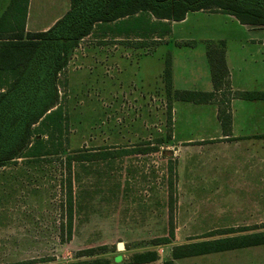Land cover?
I'll return each mask as SVG.
<instances>
[{
  "label": "rangeland",
  "instance_id": "rangeland-1",
  "mask_svg": "<svg viewBox=\"0 0 264 264\" xmlns=\"http://www.w3.org/2000/svg\"><path fill=\"white\" fill-rule=\"evenodd\" d=\"M55 2L63 4L60 0H34L33 7L44 14V22L58 11L52 7ZM39 10L34 8L33 13ZM188 15L183 24H170L186 39L176 36V46L191 47L197 32L203 34L201 29L219 30L229 19L219 12ZM35 27L36 18L32 17L30 29ZM112 39L94 28L93 35L78 41L69 51L56 76L58 103L67 120L61 137L66 152L132 150L166 136L163 71L174 50L173 42L135 49L130 46L135 40ZM222 43L217 38V42L206 45V52L222 50ZM230 97L223 90L219 100L224 104ZM178 103H173L171 110L172 139L162 144L158 153L76 166L78 182L73 184V191L79 204L69 242L61 239L62 231L64 240L67 232L61 186L65 176L58 161L63 155L51 156L42 163L18 159L0 168V264H73L85 260L134 264L135 253L154 249L160 258L154 264H162L170 260L172 248L178 245L264 233V186H258V166L264 164L254 158V153L228 155L219 145H213L207 157L202 154L199 158L197 149L176 143L174 131L177 139L185 136L195 129L197 115L203 114L192 108L177 114ZM170 159L176 201L171 213L174 239L153 247L152 241L166 233L170 214L165 222L161 206L155 203L148 207L152 202H147V197L152 191L144 185L162 184ZM233 171L240 173L234 175ZM227 179L228 186L224 185ZM116 185L118 189H114ZM119 244L123 249H118ZM102 247L103 251L98 250ZM87 249L98 251L91 257L77 256ZM175 264H264V245L181 259Z\"/></svg>",
  "mask_w": 264,
  "mask_h": 264
},
{
  "label": "trees",
  "instance_id": "trees-1",
  "mask_svg": "<svg viewBox=\"0 0 264 264\" xmlns=\"http://www.w3.org/2000/svg\"><path fill=\"white\" fill-rule=\"evenodd\" d=\"M29 0H12L0 16V168L18 159L42 163L51 156L58 159L65 180L61 181L65 196L62 202L66 220V238L73 235L74 165L96 163L129 155L159 152L162 144L172 139L171 110L173 103L218 104L217 118L223 133H228L231 117L227 105L218 98L228 76L224 50L207 52L212 92L175 90L172 85V61H165L163 78L166 90L168 128L164 138L146 141L142 147L129 149H77L66 152L62 135L66 116L58 103L56 76L67 61V55L78 41L93 35L94 28L105 34H118L135 49L155 48L171 34L172 22L183 21L189 13L208 11L234 16L242 25L264 27V0H70L69 12L45 32H26ZM223 45V43H222ZM223 47V46H222ZM245 101H264V92L235 93ZM166 152L163 154L166 156ZM170 153V152H169ZM173 161L167 165L168 236L152 241L163 246L174 239L172 225ZM64 207V209H63ZM231 232L224 233L230 234ZM222 235V234H219ZM264 245V233L227 237L172 248L174 261ZM98 250L103 251L104 248ZM97 249L77 252L78 257H91ZM158 259L155 251L134 255V264H150ZM73 264H109L107 260L79 261Z\"/></svg>",
  "mask_w": 264,
  "mask_h": 264
},
{
  "label": "crops",
  "instance_id": "crops-1",
  "mask_svg": "<svg viewBox=\"0 0 264 264\" xmlns=\"http://www.w3.org/2000/svg\"><path fill=\"white\" fill-rule=\"evenodd\" d=\"M11 1L12 0H0V16L4 13ZM64 1H66V3H64ZM33 2L34 0H29L28 2L26 17V32L30 33L45 32L49 30L62 18V16H65L69 12L71 5L70 0H60V3H63L62 5L55 2L52 7L54 9L58 8V11L53 13L54 16L50 21L44 22V19H42V15L44 14L40 12L38 7H33ZM34 8L39 11L33 13ZM32 17L36 18L37 24V27L33 30L30 29V21ZM188 17L189 15H187L183 21L176 23L183 24L187 21ZM226 17L229 18L227 23L223 27H220L219 30H212L209 27H206L200 31L203 34L199 35V32H197L198 35H196L197 38L195 44L191 47L175 45L176 36L183 37V35L177 34V30L171 25V34L165 36L162 40V44L159 46H168L170 45V42H173L172 48L174 50L170 52L173 88L175 90L201 92L213 91L206 45L212 42H217L218 38L223 42L224 47V61L228 76L226 78V84L223 86L222 90L218 92V98L223 90L231 94L228 104L225 103V105H227V111L231 117V124L228 133H223L221 124L217 118L218 104L195 105L178 103L175 105L177 114L181 115L184 111L191 108L203 114L197 115L196 126L193 131L186 133L185 136L182 134L179 139H177V134L174 131L173 137L176 143L186 145V147H190L192 150L194 149V151L197 149V152L201 155L199 158H203L202 154L207 157L209 152L213 149V145H219L228 155L231 152H237L239 154L247 152L250 154L254 153V158H258L260 163L264 164V101H245L232 96L235 93L264 92V27L242 25L234 16L226 15ZM111 37H113L112 40L115 42H123V40H127L121 38L122 36H119L118 34H111ZM180 40L186 39L183 37L180 38ZM191 40L193 41V39ZM209 111L210 114H207ZM180 119L182 121V118ZM226 157L230 158L228 156ZM108 161L112 163L119 162V158ZM82 165L83 164H80V166ZM76 166L79 165H74L73 168V184L78 182ZM240 170L242 171L243 169ZM238 172L233 171V174L237 175ZM256 173L257 172L254 171L252 175H256ZM226 175L228 174L226 173ZM229 184L230 181L228 179L224 181V185L228 186ZM126 186L128 188L129 184ZM258 186H264L263 165L262 167L258 166ZM144 187L150 189V192L152 191V195L147 197V202H152L148 207L151 205L154 207L155 203L157 206H161L166 222L168 217L167 165L165 166V171H163L162 184L150 182L147 185H144ZM115 188L118 189V185H116L114 189ZM258 188L259 190L261 189L260 187ZM261 190H263V188ZM156 191L158 192L157 198L155 197ZM76 198L74 199V212L79 204L76 201ZM165 232L166 233L163 236L156 237L155 239L167 237V227ZM157 257L158 259L150 264L157 263L160 260L158 253ZM118 258L121 261V257Z\"/></svg>",
  "mask_w": 264,
  "mask_h": 264
},
{
  "label": "water",
  "instance_id": "water-1",
  "mask_svg": "<svg viewBox=\"0 0 264 264\" xmlns=\"http://www.w3.org/2000/svg\"><path fill=\"white\" fill-rule=\"evenodd\" d=\"M118 249H123V245L122 244H119L118 245Z\"/></svg>",
  "mask_w": 264,
  "mask_h": 264
}]
</instances>
